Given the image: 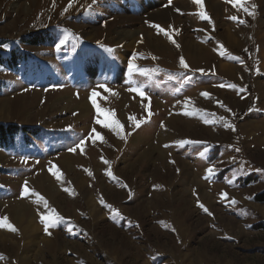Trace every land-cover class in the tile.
<instances>
[{
    "label": "rangeland",
    "instance_id": "rangeland-1",
    "mask_svg": "<svg viewBox=\"0 0 264 264\" xmlns=\"http://www.w3.org/2000/svg\"><path fill=\"white\" fill-rule=\"evenodd\" d=\"M208 1L183 37L169 0H0V123L26 129L0 147V218L17 229L0 227V264H264V8Z\"/></svg>",
    "mask_w": 264,
    "mask_h": 264
},
{
    "label": "snow or ice",
    "instance_id": "snow-or-ice-1",
    "mask_svg": "<svg viewBox=\"0 0 264 264\" xmlns=\"http://www.w3.org/2000/svg\"><path fill=\"white\" fill-rule=\"evenodd\" d=\"M193 2L196 3V4H198V5H200L201 9L203 8V5L201 3V0H193ZM230 2L233 3V6L234 7H236V6L241 7L243 9V11H245L249 15H254L255 14L253 11H249V9L247 7H244V4L247 3L248 0H230ZM169 3H171V0H169ZM69 7H71V0H70ZM252 7L254 9L255 8V5H253ZM65 11H67V9H65ZM199 15L201 16V18H206V13L203 10H201V12L199 13ZM230 19L236 20L237 17L233 16V17H230ZM244 22L245 21H240V23H244ZM156 27H159V26H156ZM160 30L163 31V29H160ZM62 43H63V41H61V44ZM59 47H60V44L57 45V48H59ZM108 51H114V50L108 49ZM134 59H135V57H133V60ZM180 64L184 68H187L188 67L186 65L183 57H181V59H180ZM128 70L131 73L132 71H138L139 69H138V66H136L135 64H133L132 61L130 60L129 61V64H128ZM99 87H104L106 91H111L110 89H107L105 85H99ZM232 87H235V85H232ZM130 90H134L139 95L144 96V92L141 89H130ZM96 95H97L96 91H93L92 92V96L95 97ZM204 95H208V94L205 93ZM93 105L95 107H97V111H100L99 106L96 105L95 99H93ZM221 106H223V105H221ZM188 114H191V113H188ZM130 119H134V118L130 117ZM97 123H101V121H97ZM104 126L105 127H112L114 131H116L117 129H121L122 128V125L120 124V122L118 120H112L110 122V124L109 123H106V124H104ZM136 126L139 127L140 126L139 123H137ZM225 126L226 127H229V128H232V130H235L234 125H231V124L226 123ZM92 131L94 132L95 129H93ZM97 135L99 136V134H97ZM117 135H119V132H117ZM80 143L81 144L84 143L83 139L80 141ZM180 143H197V142L186 140V141H181ZM236 150L239 151V149H236ZM70 151H75V148L70 149ZM105 163H107V161H105ZM207 171L209 173H212L213 169L209 168ZM53 175H57V178L59 179V175L57 173H53ZM108 175H111V172H109ZM25 184H27V181L25 182ZM28 191L29 190L27 188H25V192H28ZM32 194L35 195L36 197H38V201L39 202H43L45 208H48L49 207L48 204H47V201L44 199L43 196H40L39 193H35L34 191H33ZM222 195L226 196L227 194L224 193ZM233 203H235V201H233ZM200 206L202 208L204 207L203 205H200ZM204 210L206 212L208 211L206 208ZM113 212H114L115 215H119V213L116 212L115 210H113ZM62 219L63 218L59 214L55 213V210L54 209L53 210H50L47 215L41 216V222L44 224L45 232L48 231V228L50 226H55L56 222L57 221H60ZM0 227H7L9 230H11L13 232L17 231V229L8 222L7 217L0 218Z\"/></svg>",
    "mask_w": 264,
    "mask_h": 264
},
{
    "label": "crops",
    "instance_id": "crops-1",
    "mask_svg": "<svg viewBox=\"0 0 264 264\" xmlns=\"http://www.w3.org/2000/svg\"><path fill=\"white\" fill-rule=\"evenodd\" d=\"M183 1L187 2V5L186 6L182 5V7H179L178 3L179 2L183 3ZM216 1L219 2L218 4H219V9H220L221 0H216ZM260 1H262V0H249V2H251V6H250V8H248L249 11H253L255 13V15L258 16V17L262 16V14H263L262 10L264 8L263 4L259 3ZM224 2L226 3V6L230 8V10L232 12H236V15L238 13H240L239 12L240 10H242V8L239 7V6L234 7L233 3H231L230 0H224ZM208 3H209V1H208ZM253 5H255L254 9L252 7ZM170 6H171L172 10L174 11V13L176 14V17L178 16V18H179L178 25L180 26V30H181L180 32H181L183 37H184V34L182 32V29H181V23H184L183 21L186 18H191L192 19V21L191 22L189 21L188 24L190 23V25L192 26V29L189 30V31H191L194 34H196V33L193 32V31H196V32L198 31V27L197 26H199V25L201 27L203 26L201 24L200 20L197 21L198 18L199 19L201 18L199 13L201 12L202 9H201L200 5L194 3L193 0H173ZM188 9H190V10H188ZM212 10H213V8H212ZM250 16H254V15H250ZM174 18H175V16L171 17V19H174ZM168 19H157L155 24H156V26H159V27H157L156 29L158 31H161L160 29L165 28L166 30H172L173 34H176L177 28L176 29L172 28V26L170 24H168V21H170L171 19L170 20H168ZM228 30H230L229 27H228ZM162 32H164V30ZM230 32H232V31L230 30ZM232 36H234V35H232ZM235 38H236V36L234 37V39ZM174 39H175V35H173L172 38H169V36H168V38H167L168 41L165 40V39L164 40L160 39L163 42V46H160V47H171L170 44L174 42ZM164 43H165V45H164ZM183 46L185 47V39L184 38H183Z\"/></svg>",
    "mask_w": 264,
    "mask_h": 264
},
{
    "label": "bare ground",
    "instance_id": "bare-ground-1",
    "mask_svg": "<svg viewBox=\"0 0 264 264\" xmlns=\"http://www.w3.org/2000/svg\"><path fill=\"white\" fill-rule=\"evenodd\" d=\"M184 3H185L184 1H183V3L179 2L178 3L179 7H182V5H184ZM209 4L213 8V10L218 11V6L215 4V2L210 0ZM173 15H174V13L171 10H167V11L156 10L155 11V16L157 17V19H166L167 17L173 16ZM129 33H130V31H127L126 34H129ZM224 36H225V38L227 40L232 39V37L228 33H226V35H224ZM198 47L199 46H197V44H193L191 42H186V47L185 48L190 54H193L192 50L193 51H197V50H199ZM261 55L264 58V51L261 52ZM263 66H264V61H263ZM222 67L223 68H227V64H223ZM82 105H83V103H82ZM67 160H68V157L65 158V162L66 163H67ZM37 183L39 185H41V186H44V187L47 186L49 189H51V187H50L51 186V182L47 178H45L44 176ZM89 205H90V207L92 208L93 211L96 209L95 203L91 199L89 200ZM23 207L24 206H17V205L12 204L11 210L16 214V218H18V221H20V223H24V225L22 226V233L24 234V237L26 238L27 243H30V242L37 243L38 241L37 240L34 241V237L33 236L38 233V228L34 224L33 217L29 216L28 218H25V219L23 217H21L22 215H20V212H21ZM0 237H1V234H0ZM25 252H30V250H27ZM21 260H22V264H24L27 261V255L26 256H22Z\"/></svg>",
    "mask_w": 264,
    "mask_h": 264
},
{
    "label": "trees",
    "instance_id": "trees-1",
    "mask_svg": "<svg viewBox=\"0 0 264 264\" xmlns=\"http://www.w3.org/2000/svg\"><path fill=\"white\" fill-rule=\"evenodd\" d=\"M34 39H31L33 41ZM35 44V43H32ZM2 65V63H0ZM25 127H19L16 124H2L0 123V147H2L5 142L11 138H13L18 133H25ZM260 200H264V196L258 197Z\"/></svg>",
    "mask_w": 264,
    "mask_h": 264
}]
</instances>
